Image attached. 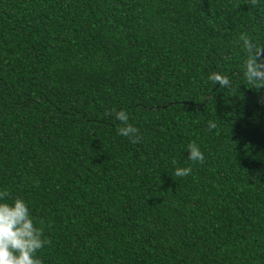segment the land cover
I'll return each mask as SVG.
<instances>
[{
  "label": "trees",
  "instance_id": "16d2710c",
  "mask_svg": "<svg viewBox=\"0 0 264 264\" xmlns=\"http://www.w3.org/2000/svg\"><path fill=\"white\" fill-rule=\"evenodd\" d=\"M242 35L264 48V0H0V191L51 241L42 264H264Z\"/></svg>",
  "mask_w": 264,
  "mask_h": 264
},
{
  "label": "clouds",
  "instance_id": "9594fccd",
  "mask_svg": "<svg viewBox=\"0 0 264 264\" xmlns=\"http://www.w3.org/2000/svg\"><path fill=\"white\" fill-rule=\"evenodd\" d=\"M251 3L255 5L257 0H251ZM241 39L244 40L249 54L245 79L259 91L264 87V71H260L264 65L260 64L257 58L264 56V48L256 45L255 55H252L251 39L246 35H242ZM209 79L222 87L230 85L229 79L218 73L211 74ZM112 111L115 112L116 119L125 125L118 129V134L129 137L132 143H138L141 139L139 130L128 123L127 113L123 110ZM108 114L111 115L112 112ZM216 127L214 122L209 121V130ZM188 153V159L203 163L204 154L195 142L188 145ZM191 171L190 167L177 168L174 175L187 176ZM9 200L10 193L7 190L0 191V264H42V261L36 258V253L51 241L44 238L43 229L35 225L29 207L23 199L17 197L11 202Z\"/></svg>",
  "mask_w": 264,
  "mask_h": 264
}]
</instances>
